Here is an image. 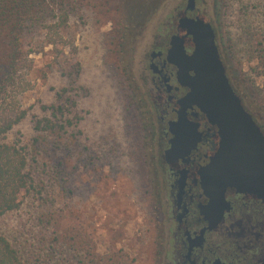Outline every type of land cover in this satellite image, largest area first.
I'll return each instance as SVG.
<instances>
[{"label": "rangeland", "instance_id": "rangeland-1", "mask_svg": "<svg viewBox=\"0 0 264 264\" xmlns=\"http://www.w3.org/2000/svg\"><path fill=\"white\" fill-rule=\"evenodd\" d=\"M88 2L52 44L44 30L23 31L26 55L15 80L23 86L14 94L29 114H39V106L53 103L68 83V74L77 72V84L86 90L77 102L78 140L70 137L68 150H52L41 159L67 175L66 192L55 198V231L60 245L70 249L60 263L158 264L152 120L140 100L149 90L151 46L174 28L187 0H148L146 8L156 6L124 47L105 41L127 15L122 3ZM194 6L212 25L227 77L264 131V0H194ZM6 136L28 141L29 119ZM15 224V216H7L0 231L7 235Z\"/></svg>", "mask_w": 264, "mask_h": 264}, {"label": "trees", "instance_id": "trees-1", "mask_svg": "<svg viewBox=\"0 0 264 264\" xmlns=\"http://www.w3.org/2000/svg\"><path fill=\"white\" fill-rule=\"evenodd\" d=\"M117 1L127 15L121 17L115 36H105L110 47H124L156 6L146 8L148 0ZM89 5L88 0H0V222L11 215L16 220L9 234L0 231V264H61L59 257L63 261L70 252L60 245L55 231V198L57 192H66L67 175L59 165L41 159L52 150H68L70 137L78 140L77 102L86 90L77 84V72L66 74L68 83L56 91L53 103L39 106V114L22 108L14 92L23 86L15 81L26 55L23 31L44 30L52 44L51 38L63 35L71 17L81 16ZM133 20L138 22L132 24ZM26 119L32 129L30 139L7 141L6 135Z\"/></svg>", "mask_w": 264, "mask_h": 264}, {"label": "flooded vegetation", "instance_id": "flooded-vegetation-1", "mask_svg": "<svg viewBox=\"0 0 264 264\" xmlns=\"http://www.w3.org/2000/svg\"><path fill=\"white\" fill-rule=\"evenodd\" d=\"M177 14L174 28L153 42L147 58L149 90L140 102L152 120L155 194L158 199V264H264V202L249 193L227 188L218 205H209L200 184L201 170L215 154L219 136L196 107L180 112L179 101L188 92L176 77L177 69L166 60L179 17H195L196 9ZM188 52L190 39L186 40ZM190 124L187 148L167 162L164 153L173 134L169 124ZM151 116V117H150ZM193 128V129H192ZM197 139V140H195ZM194 146L192 147V145Z\"/></svg>", "mask_w": 264, "mask_h": 264}, {"label": "water", "instance_id": "water-1", "mask_svg": "<svg viewBox=\"0 0 264 264\" xmlns=\"http://www.w3.org/2000/svg\"><path fill=\"white\" fill-rule=\"evenodd\" d=\"M193 9L194 0H187L185 11ZM177 29L182 34L171 38L166 60L176 67L178 83L188 89L178 102L180 112L196 107L219 136L218 148L200 175L209 205L222 203L227 188L253 194L264 202V133L229 82L212 25L198 15L182 16ZM178 115L169 124L173 138L164 153L167 162L182 156L190 140V124Z\"/></svg>", "mask_w": 264, "mask_h": 264}]
</instances>
